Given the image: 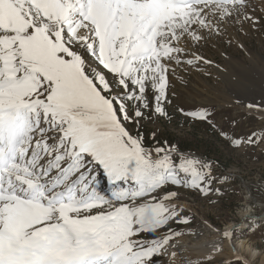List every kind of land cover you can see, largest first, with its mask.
<instances>
[{
  "label": "snow or ice",
  "instance_id": "1",
  "mask_svg": "<svg viewBox=\"0 0 264 264\" xmlns=\"http://www.w3.org/2000/svg\"><path fill=\"white\" fill-rule=\"evenodd\" d=\"M245 8L246 0H0V264H158L172 238L158 232L177 217L163 201L176 193H153L171 184L206 194L204 173L194 159L174 165L163 147L146 151L122 120L143 115L149 91L164 115L171 63ZM144 197L155 202L134 206Z\"/></svg>",
  "mask_w": 264,
  "mask_h": 264
},
{
  "label": "rangeland",
  "instance_id": "2",
  "mask_svg": "<svg viewBox=\"0 0 264 264\" xmlns=\"http://www.w3.org/2000/svg\"><path fill=\"white\" fill-rule=\"evenodd\" d=\"M194 56L203 59L189 65L186 61ZM181 60L179 64L172 62L169 68L165 114L152 110L149 91L150 106L141 109L143 115L133 117L132 122L122 120L132 135L142 138L146 151L155 155L154 150L163 147L171 152L174 165L182 158L194 159L199 162L196 167L204 173L201 186L207 190L206 194L171 184L153 193L159 196L176 193L174 198L163 202L177 211V217L158 232L159 237L172 238L155 260L158 264H180L186 259H172L166 254L176 241L192 238L197 229L202 230L198 235L201 238L207 227L221 232L229 224H238L250 204L255 220H248V229L239 228L234 240H251L260 256L250 263L246 253L247 263L262 264L264 109L248 106H264V0H246V8L239 17L222 21L219 31L187 47ZM132 112L129 107V116ZM192 113H205L207 118L200 120ZM253 134L256 142L249 143ZM93 174L97 179L102 177L98 179V191L110 197L113 186L95 166ZM154 202L150 197L138 198L134 206ZM258 219L263 223L256 222ZM233 259L199 261L192 256L181 264H243Z\"/></svg>",
  "mask_w": 264,
  "mask_h": 264
},
{
  "label": "bare ground",
  "instance_id": "3",
  "mask_svg": "<svg viewBox=\"0 0 264 264\" xmlns=\"http://www.w3.org/2000/svg\"><path fill=\"white\" fill-rule=\"evenodd\" d=\"M169 204L170 202H168L166 205ZM242 214L243 215L241 217L240 223L229 224L221 232L212 227L210 228L207 227L205 228V232H204L205 235L200 238L198 237V235L202 230L199 229L195 230L194 231L195 235H193L192 238H183L182 240L176 241L168 249L169 251H166V254L170 255V258L172 259L182 258L187 260V259H191L193 256L195 257V260L200 261L207 259L222 260L224 258H232V259L234 258L236 260L237 255L240 257H244V259L246 260L247 258H245V256L246 253H248L249 261L251 263V261L258 259L260 253L255 248H253L252 243L250 242L251 240H247V238L234 240V235L237 233L239 228L242 229L243 231L250 227L249 224L247 223L248 220H253V221L255 220L252 218L254 217L252 206L248 204V206L244 209ZM256 222L263 223V220L259 221L258 219ZM223 236L226 238L225 240H221V237ZM173 247L175 250L173 249ZM233 249L235 250L236 255L234 254ZM174 254L180 256H175ZM262 259L263 262L262 261L261 262L262 264H264V256H262ZM186 260L179 261V263L181 264L183 262H186Z\"/></svg>",
  "mask_w": 264,
  "mask_h": 264
},
{
  "label": "water",
  "instance_id": "4",
  "mask_svg": "<svg viewBox=\"0 0 264 264\" xmlns=\"http://www.w3.org/2000/svg\"><path fill=\"white\" fill-rule=\"evenodd\" d=\"M234 254L236 255L235 250H234ZM236 257H237V259H241L244 263L249 264V263L246 262V260L244 259V257H240L238 255Z\"/></svg>",
  "mask_w": 264,
  "mask_h": 264
}]
</instances>
